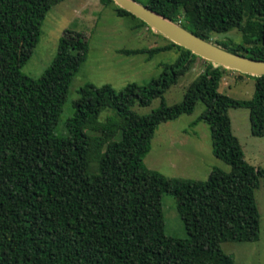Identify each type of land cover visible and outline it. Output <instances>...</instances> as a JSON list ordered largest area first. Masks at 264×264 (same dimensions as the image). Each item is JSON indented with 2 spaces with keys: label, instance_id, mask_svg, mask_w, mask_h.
I'll list each match as a JSON object with an SVG mask.
<instances>
[{
  "label": "trees",
  "instance_id": "1",
  "mask_svg": "<svg viewBox=\"0 0 264 264\" xmlns=\"http://www.w3.org/2000/svg\"><path fill=\"white\" fill-rule=\"evenodd\" d=\"M66 0H0V264H234L221 245L259 241L255 190L264 169L245 161L229 109H248L251 135L264 137V76L252 77L255 94L235 100L219 92L230 70L206 62L182 102L164 95L203 59L168 41L152 49L120 50L148 60L176 50L177 60L147 86L87 84L74 102L65 133L55 134L74 76L87 59L86 41L60 46L35 80L22 73L51 9ZM196 36L238 31L242 42L213 44L264 61V0H134ZM113 5L119 17L136 19ZM135 29L148 28L135 21ZM205 62V61H204ZM240 77L243 75L238 73ZM160 106L148 115L134 110ZM198 102L214 156L206 182L166 178L143 161L163 123L191 115ZM111 112L103 121L104 112ZM173 196L187 239L165 234L162 197Z\"/></svg>",
  "mask_w": 264,
  "mask_h": 264
},
{
  "label": "rangeland",
  "instance_id": "2",
  "mask_svg": "<svg viewBox=\"0 0 264 264\" xmlns=\"http://www.w3.org/2000/svg\"><path fill=\"white\" fill-rule=\"evenodd\" d=\"M137 20L119 17L113 5L105 6L102 0H66L54 6L46 15L35 51L21 70L24 75L39 79L50 67L60 46L67 47L81 39L89 47L86 61L72 80L55 130L56 135L65 133V123L73 117L74 102L79 99V91L85 85H110L116 91L132 83L147 86L162 73L163 65L177 60L176 50L160 53L150 60L147 55L120 54L119 51L123 49H152L169 44V40L149 27L135 29ZM242 39V34L236 30L212 36V42L225 41L232 46L241 43ZM204 61L197 60L192 69L166 92L164 98L167 105L182 102L187 88L204 71L207 65V61ZM219 92L235 100H250L255 94V81L230 71L225 74ZM160 103L161 100L156 99L150 106H136L134 110L141 115H148ZM204 111L205 105L198 102L191 115H182L159 125L151 141L150 151L144 158V167L166 178L198 182H206L214 168L230 173L232 168L213 154L209 126L205 122H197ZM110 113L104 112L100 121ZM228 114L232 132L242 147L245 161L255 169H264V137L251 135L249 110L229 109ZM254 194L260 222L259 241L222 244L221 249L233 258L234 264H264L263 179H260ZM162 204L165 234L187 239V232L178 214L177 200L164 194Z\"/></svg>",
  "mask_w": 264,
  "mask_h": 264
},
{
  "label": "water",
  "instance_id": "3",
  "mask_svg": "<svg viewBox=\"0 0 264 264\" xmlns=\"http://www.w3.org/2000/svg\"><path fill=\"white\" fill-rule=\"evenodd\" d=\"M119 8L145 23L152 31L195 56L218 67L252 77L264 76V61L249 59L231 53L211 41H206L179 23H174L134 0H112Z\"/></svg>",
  "mask_w": 264,
  "mask_h": 264
}]
</instances>
